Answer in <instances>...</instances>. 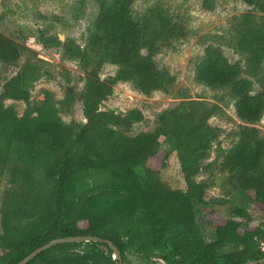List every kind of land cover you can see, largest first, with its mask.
Wrapping results in <instances>:
<instances>
[{
	"label": "trees",
	"instance_id": "obj_1",
	"mask_svg": "<svg viewBox=\"0 0 264 264\" xmlns=\"http://www.w3.org/2000/svg\"><path fill=\"white\" fill-rule=\"evenodd\" d=\"M94 1L83 45L51 30H39L30 42L33 48L58 49L63 60L77 61L86 72L83 88L67 89L59 100L50 90L38 103L31 100L35 84L55 72L26 40L0 32V63L17 68L11 76L0 74V264H15L52 239L71 235L111 240L122 264H140L131 254L152 264H163L154 258L164 264H242L264 257V135L255 126L264 114V20L256 22L252 12L234 16L231 37L208 44L194 68L196 82L226 91L244 123L220 155L225 196L206 199L209 180L196 176L222 133L209 123L222 108L185 99L159 112L152 130L136 135L130 132L144 120L139 109L101 108L118 82H130L146 96L169 93L176 75L159 66L156 55L185 37L187 25L158 3L137 10L138 0ZM242 1L264 18V0ZM212 2L206 0L205 7L211 9ZM220 44L240 59L231 62ZM108 64L114 74L100 78ZM59 73L69 78L67 71ZM9 100L23 102V110ZM77 103L84 120L75 117ZM167 139L183 189L161 178L170 154L162 148ZM238 194L240 203L234 201ZM26 264L117 261L108 244L92 241L56 244Z\"/></svg>",
	"mask_w": 264,
	"mask_h": 264
},
{
	"label": "rangeland",
	"instance_id": "obj_2",
	"mask_svg": "<svg viewBox=\"0 0 264 264\" xmlns=\"http://www.w3.org/2000/svg\"><path fill=\"white\" fill-rule=\"evenodd\" d=\"M205 1L138 0L136 2L137 10L145 8V4L158 3L174 18L182 20L187 25L188 31L185 37L172 43L171 46L162 47L161 52L156 55L158 65L167 67L175 74L176 82L169 93L154 91L149 96L140 93L130 82H118L113 86V94L103 102L101 108L122 113L132 108L139 109L144 115V120L133 125L131 135L152 130L159 112L172 109L185 99L202 100L208 103L207 105L216 104L222 108L221 114L209 119L210 124L222 128V133L213 144L208 159L202 164L204 166L196 176L197 180H209L210 186L205 194V198L209 199L225 196L227 174L219 169L220 155L237 140L236 132L244 123L236 116L232 102L227 99L226 91L212 89L196 82L194 68L202 58L208 44L218 45L222 38L229 39L231 37L229 29L234 16L252 12L258 23H261L264 18L262 19V13L242 0H213L211 9L205 7ZM95 7L94 0H0V32L12 36L18 41L26 40L25 46L37 52L38 57L47 60L55 72L54 78H42L35 84L31 93L32 101L38 103L43 100L44 90L52 91L55 98L59 100L67 89L72 88L71 92H74L83 88L87 74L77 61L63 60L58 49L33 48L34 46L30 42L34 40V36L39 34V30L43 32L51 30L52 33L55 32L62 36L61 40L72 37L83 45L82 35L94 16ZM221 48L231 62L240 59V55L234 52L231 47L221 45ZM241 64H244L242 60ZM16 70V67L4 66L0 63L1 76H11ZM60 70L62 73L67 71L69 78L65 79V75L59 73ZM114 72L115 68L112 65H105L100 72V78H105ZM247 78L254 81L257 90L259 87L256 79L249 76ZM7 104H14L20 112L25 106L21 101L9 100ZM75 117L84 120L80 103L75 105ZM255 126L264 135V114ZM162 148L170 154L166 160V167L161 170V178L173 188H185L179 163L175 152H173L172 141L165 140ZM157 161L159 162V160ZM2 187L3 184L0 182V189ZM241 198L238 194L234 201L240 203L242 202ZM244 201L245 204L248 203V201ZM249 210L256 220H260L259 212L252 206H249ZM261 243L260 249L264 251L262 250L264 240ZM130 259L134 263L152 264L150 259L143 258L138 254H131Z\"/></svg>",
	"mask_w": 264,
	"mask_h": 264
},
{
	"label": "water",
	"instance_id": "obj_3",
	"mask_svg": "<svg viewBox=\"0 0 264 264\" xmlns=\"http://www.w3.org/2000/svg\"><path fill=\"white\" fill-rule=\"evenodd\" d=\"M61 39H63L62 36H60ZM69 91H72V88H69ZM104 242L108 244L109 248L112 250V257L117 261V264H122V257L120 254L119 249L115 244L109 240L105 239L96 235H71V236H66V237H58L56 239H52L51 241L37 247L33 251H31L28 255L23 257L20 261H18L15 264H26L28 263L32 258H34L38 253L41 251H44L56 244H61V243H72V242ZM155 260L161 262L164 264V260L160 258H154ZM264 264V257L256 259V260H247L242 264Z\"/></svg>",
	"mask_w": 264,
	"mask_h": 264
},
{
	"label": "built area",
	"instance_id": "obj_4",
	"mask_svg": "<svg viewBox=\"0 0 264 264\" xmlns=\"http://www.w3.org/2000/svg\"><path fill=\"white\" fill-rule=\"evenodd\" d=\"M262 244V243H261ZM262 250H264V245H262Z\"/></svg>",
	"mask_w": 264,
	"mask_h": 264
}]
</instances>
